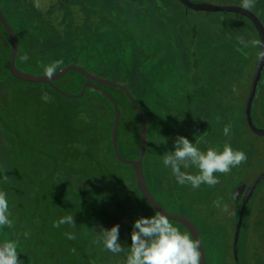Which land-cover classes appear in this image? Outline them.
I'll return each instance as SVG.
<instances>
[{
  "label": "trees",
  "instance_id": "16d2710c",
  "mask_svg": "<svg viewBox=\"0 0 264 264\" xmlns=\"http://www.w3.org/2000/svg\"><path fill=\"white\" fill-rule=\"evenodd\" d=\"M233 4L238 5L236 2ZM0 8L17 37L19 50L16 66L21 72L45 76L43 66L57 62L59 66L55 73L70 65L80 66L89 74L111 77L121 70L123 76L119 82L130 90L143 114L139 100L144 105L148 104L144 91L149 86L154 92L159 91L165 99L173 97L185 102L187 111L179 112L185 122L184 128L187 122L205 120L198 111L204 113L206 106H210L213 115L210 128H215L210 136L216 140L221 139L223 124L220 121L225 116L218 109L222 100L220 93L224 86L227 89L230 87L227 78L221 81L216 92L205 85L208 63H204L207 59L203 57L210 47L220 50L221 64H216L215 68L212 65L209 67V70L220 73L223 67L229 66L226 64L228 53H234L235 58H230L229 63L237 60V64L234 70L229 66L233 70L230 74L234 71L238 77L247 74L243 78L247 82L251 77L255 52L252 53L250 46L241 45L243 38L237 33L256 34L254 40H257L258 30H264V23L263 26L260 20L257 23L254 15L248 11H259L257 2L248 10L236 8L248 19L231 13L229 22L223 17L218 20L219 28L208 23L205 34L211 41L207 43V39L203 41L200 37L202 23L197 20L193 24H184V8L177 0H0ZM259 12L264 16V9ZM236 17L238 19L235 21ZM0 29L9 44L6 70L0 74V190L8 195L12 222L11 227L0 230V241L3 242L5 237L18 240L19 259L23 264H123L124 254L114 255L99 242L97 234L100 227L109 229L119 224V240L127 250L131 243L132 222L153 213L139 191L133 167L122 164L114 153L111 137L113 105L97 91L87 89L84 97L77 99L80 104L76 111L79 121L70 130L66 129L63 136L56 137L52 142L41 143L37 149L29 146L20 127L17 125V128H13L9 118L13 109L10 94L16 93L11 82L25 83L14 79L9 73L10 41L1 24ZM210 30L217 31V34L213 33L215 39L210 38ZM183 33L186 41L182 46L176 40ZM224 35L228 38L229 47H225ZM194 36L196 40H193ZM77 52L79 57L74 56ZM115 54L119 55L121 67L117 66V62L113 65L112 57ZM80 60L82 64H79ZM168 66L172 70L175 68L176 78H182L183 83H188L187 87L179 79L170 80L169 76L165 85H157L161 80L159 76H164ZM68 77L76 91L67 94L79 95L86 83L79 73H70L54 84L65 92L60 85ZM240 81L238 83L242 86ZM46 88L53 96L75 100L64 97L49 86ZM101 89L106 91L107 88ZM113 91H118L127 101L138 123L135 130L126 127L119 101L114 93L112 95L107 91L121 111L119 152L127 160H137L140 154L139 118L125 94L117 89ZM215 93L217 96H213ZM153 110L154 120L150 121L144 114L148 121V142L143 170L148 188L167 213L192 222L202 239L208 224L215 227L218 221L210 216L209 221L203 218V228L200 229L195 221L204 215L197 213L191 216L181 204L176 206L174 190L177 182L172 174L167 173H171V170L163 168L161 162L164 151L173 149L165 144V132H161L156 141L150 143L149 140L150 127L161 120ZM243 114L241 111L240 120L245 119ZM224 120L228 122H224V126L232 125L231 135L237 133L238 115L232 114L231 118ZM193 129L194 132L188 136L184 134V137L195 140L196 128ZM170 137L174 139V133ZM160 146H163V152L157 150ZM205 186L202 184L200 189H193L186 184L177 188L176 193L201 200L209 192L204 190ZM197 192H201L200 197ZM194 203L196 201L190 204ZM69 215L74 217V224L53 227L54 222ZM172 223L182 232H188L180 224ZM66 233H72L74 239L69 240Z\"/></svg>",
  "mask_w": 264,
  "mask_h": 264
},
{
  "label": "rangeland",
  "instance_id": "374dc122",
  "mask_svg": "<svg viewBox=\"0 0 264 264\" xmlns=\"http://www.w3.org/2000/svg\"><path fill=\"white\" fill-rule=\"evenodd\" d=\"M187 1L188 2H205V3H198V4H206V5H210V6L217 7V8L236 7V8L243 9L242 7H240V3H242V0H196V1L187 0ZM178 2L180 5L183 6L184 9L182 11L184 12V14L191 16V18L189 20L186 19L185 22L187 21L188 24H191V19H193L194 21L198 20L199 23H202L200 34H204V32H206L208 23L212 24L214 28H219L220 26H219L218 20H220V18L222 17H223V20L225 19V21L229 22V20L232 19L229 17L231 13L236 14V15H241L248 19V17L244 14L230 12V11L211 12V11L192 10L190 8L188 9L187 7H185L179 0ZM235 2L239 6L233 4ZM256 2H257V7L260 8L259 11L262 12L264 9V0H254L253 6H255ZM253 6L251 8H253ZM248 11L252 14V16L254 15L256 19L255 21L258 23V21L260 20L259 22L263 26L262 23H264V16L261 15V13L256 9H251V11L250 10ZM237 19L238 18L236 17L235 21ZM204 23H206V25ZM231 25H235V24L231 23ZM1 33L2 31L0 29V34ZM213 33L217 34V31L214 30L213 32V30H210L211 39L216 38L215 36H213ZM237 34H239L243 38L241 45L243 46L247 45V47L250 46L252 53L255 52L256 58L254 60V63H253L254 65L251 70V74H250L251 77L250 79L247 80V82L243 80V78L247 74H244L243 76H240V77H238V74L235 71L230 74V71H233L237 64V60L234 63H229L230 58L231 59L235 58L234 53L229 52L227 56V60H226L227 61L226 64L231 66L233 70L231 68L229 69V66H226L222 68V72L220 73L214 70L213 71L209 70L210 65H212L213 68H215L216 64L218 63L221 64L222 53L220 50H217V48L210 47L208 49V52L204 55L203 58L207 59L205 60L204 63L206 62L208 63V66L206 68L207 81H205L206 82L205 85L208 88H210L212 91L216 92L218 90L217 88H219L220 85L222 84L221 81L227 78L230 88L229 89L225 88V90L227 91V94L224 99L226 102L229 101L231 103V106L235 105L241 108V104L245 103V99L249 96L251 92V86H252V89L254 87L255 73L262 59L261 52L264 51V34H261V29L260 31L258 30L257 40H254V37L256 34L254 35L246 34L245 35V34H242L241 32ZM224 39H225L224 41L225 47H229L228 45L229 41H228V38L225 37V35H224ZM219 40H221V37H219ZM0 41L2 42V44L0 43V74H2L6 70L7 56H9V44L7 43V40L5 39L3 34L2 36H0ZM210 41L211 40L208 38L206 40V43ZM254 41H260L261 46L260 47L253 46L252 42ZM10 53H11V50H10ZM74 56L79 57L80 54L77 52L75 53ZM81 56H83V54H81ZM79 64H82V60H80ZM172 69L173 68L171 66H168V69L165 72L164 76H161V75H160L161 77L159 76L161 80L158 81V84H157L158 86L159 84L165 85L169 81V80L166 81V78L168 76L171 78L170 80H172V78H175L176 80L179 79L182 85H184L185 82L183 83L181 81L182 78H176L177 71H175V68L174 70ZM151 76L155 77L154 75H151ZM259 78H260V81L256 88L257 94L254 100L252 101L251 108L249 111L250 117H252L253 120L251 121L252 123L248 122L249 124H247L246 122L245 124L246 130L242 134L241 138L243 140L246 138V132L248 131V128L251 131L254 130L257 134H259L262 137V138H259V137H255V138L261 142L259 144L262 145V148L264 149V133H262V130H264V118L260 117V119L258 118V120L255 119L258 117V115H257L256 107L254 106L258 103H262L263 108H264V97L261 99V101L258 98L262 94H264V65L261 68ZM239 80H241L240 82L243 83L242 86L239 85L238 83ZM69 81L70 79L68 77V79H66L60 86L66 93H74L76 91V87H74ZM153 81L154 80H152V82ZM187 86H188V83L186 84V87ZM11 87L16 91V93L10 94V97H11L10 104L12 105L13 109L9 113V118L13 122L12 127L17 128V125L20 127V130L23 136L28 139L30 143L29 146H31L32 148L37 149V147L41 143L50 142V141L52 142L53 140H56V137L63 136L66 133V129L70 130L73 127V125L79 121L78 112L76 113V111L78 110V107L80 104L79 102H77L78 101L77 99L68 100V99H64L59 96L58 97L53 96V94H51V92H49L48 89L46 88V85H43V84H21L17 81L16 82L12 81ZM190 90H192V88ZM44 95L48 97L47 101L42 99ZM191 95H192V92L190 94V97ZM213 96H217V94L215 93V95ZM114 97L115 99L119 101L120 107L122 109V114L125 116V119H126V127H129L131 129L133 128V130H135L136 127L138 126L137 119L135 115L133 114V111L131 110L127 101L124 100L123 97H121L120 93H117V92L114 93ZM78 99H81V98H78ZM163 101L164 100H162V102ZM139 103L141 106H143L142 109L144 111L145 116L150 119V113L148 111V108L140 100H139ZM247 103H248V99L246 101V106H247ZM104 108H107V106L106 107L104 106ZM108 109H109L108 111H110L109 106H108ZM198 113L203 114L205 118L207 117L205 112L202 113L199 110ZM159 116L161 117V120L159 121L158 124L157 123L153 124L151 122V124L153 125L150 127V135H149V140L151 139L150 143H152V141H156L158 135L161 132H165V135H167L168 131H172L175 135V139L177 136H184V134L185 136H188L189 133L194 132L193 128H196L198 125L197 121H193L192 123L187 122L186 128H184V123L178 120L177 121L173 120L172 122H170L168 119V117H170L169 115L164 116V114H161L160 112ZM256 121H258V123H256ZM208 127L209 126H206L207 128L206 130H208ZM214 129L215 128H211L212 132H214ZM201 132L202 134L208 133L204 131H201ZM175 139L171 138V140L169 139V142L166 139L167 143L165 144L167 146H171L173 149ZM247 141H248V148L250 149L249 151H251L252 154L254 153L253 151L255 152L259 151L260 148L254 145V138L249 136V134H247ZM235 142L237 144V147H235L233 144H232V147L237 150H242L240 146V142L239 141H235ZM202 143H205L204 149L209 148V147H222V146H219V144H216V142L211 140L210 138L206 141H202ZM208 145H211V146H208ZM157 150L160 152H163V146H160L159 149ZM34 151H37V150H34ZM251 152L248 154V157L246 156V158L250 157ZM162 167H163V164H162ZM149 170H151L150 165H149ZM248 170H249V167L247 165H239L233 168L230 172L226 174H216L219 177V182L215 186L206 185L204 190L207 189L209 190V192H207V194L206 192L203 193L206 195L201 200L200 199L196 200L194 198L189 199L186 195H183L182 193L177 194L176 193L177 188L178 189L180 187L182 188L183 185L181 186L178 183L176 184L177 188H175L174 190V193L176 194V197L174 198V201L176 202V206L178 207L181 204L182 207L187 211L188 215H191V216H193V214L197 215V213L200 215H204V217L202 216L199 220L195 221V223L198 225L200 229L203 228L201 224V221L203 218H208V221H209L210 217H213V219L215 217L216 219L214 220L219 222L217 226L215 227L208 224V229L210 227H212V229L211 231H208L207 229L205 232V236L204 235L202 236L203 247H204V251L206 255L207 264H261V262L257 261V259L255 258V253H254V249L256 248L257 245H259V243L255 241V239L251 240L249 244L246 241L244 243L245 239L243 240L242 238L245 235V230H248L250 228V225L248 226L245 224V220H244V225H242L243 235L241 237V234H240L237 248L235 246V235L237 232L238 217H239V213H240V209H241L244 196H241V199L237 202L238 204L236 208H234V206L232 207L233 213L228 214V215H233V220H232L233 224L231 223L229 218L223 217L225 214L222 213L224 211L229 210L228 205L230 203L229 202L230 192L237 184H240L243 182L246 173L249 172ZM188 171L193 174H196L195 169L190 168L188 169ZM253 171L256 175H260L261 173H263L264 162L261 163L256 168L254 166ZM167 173L171 175L169 171H167ZM251 173L252 171L250 172V174ZM263 175L264 173L261 174L260 177ZM258 178L259 176L254 179H251L248 182L247 189ZM259 187H257L258 190H259ZM196 189H200V187ZM197 193H198V197H200L201 192H197ZM208 195H210L209 200H208ZM192 201H196V203L190 204ZM217 202H219V206ZM250 204L251 202L249 203L248 207H250ZM225 206H227V210H225ZM213 209H215L214 211L215 215L211 216L213 214L212 213ZM194 210H196V212ZM234 210L236 211L235 215H234ZM246 210L247 212L245 211V215L248 216V209ZM261 211L264 212V206H262ZM250 218L251 217H249V220ZM262 229H263L262 235H264V228ZM241 233H242V230H241ZM231 248H234L235 255H236V257H234V261H233V255H232ZM242 249H243V252H242ZM248 249L249 251L252 249V251H250L249 254H248ZM262 256L264 257V255Z\"/></svg>",
  "mask_w": 264,
  "mask_h": 264
},
{
  "label": "clouds",
  "instance_id": "9594fccd",
  "mask_svg": "<svg viewBox=\"0 0 264 264\" xmlns=\"http://www.w3.org/2000/svg\"><path fill=\"white\" fill-rule=\"evenodd\" d=\"M253 3L254 0H242L241 7L250 9ZM252 43L253 46H261L260 41ZM261 56L264 58V51ZM58 66V62L43 66V74L51 79ZM42 99L47 101L48 97L44 95ZM223 134L231 135V127L225 126ZM199 143V139L192 142L184 136H177L174 150L165 152L161 157L163 167L171 170L172 176L180 185H191L193 189L202 184L215 186L219 182L216 174H226L246 160V154L234 149L231 144L224 143L222 147H209L201 151ZM190 168L195 169L196 174L189 172ZM145 204L147 207L152 205L150 209L153 214L140 216L132 222L131 243L127 250L119 240V224L109 229L100 227L97 236L103 248L114 255L124 254L123 264H200L199 242L188 232H182L174 226L171 217L160 208L154 207L152 202L147 200ZM217 204L219 206V202ZM10 217L8 195L0 190V230L11 227ZM74 223V217L69 215L54 222L53 227L59 228L61 225ZM65 235L69 240L74 239L72 233ZM18 247V240L5 237L3 242H0V264H23L19 259Z\"/></svg>",
  "mask_w": 264,
  "mask_h": 264
},
{
  "label": "water",
  "instance_id": "95a60500",
  "mask_svg": "<svg viewBox=\"0 0 264 264\" xmlns=\"http://www.w3.org/2000/svg\"><path fill=\"white\" fill-rule=\"evenodd\" d=\"M179 1L185 7H187L188 9L190 8L192 10L211 11V12L230 11V12L244 14L240 10L236 9V7L217 8V7H213V6L206 5V4H195L192 2H188L187 0H179ZM0 24L5 29V31L8 35L9 41H10L11 53H10V58H9V73L11 74V76L14 79L19 80L23 83H27V84H43V85L49 86L52 89H54L56 92H58L59 94L63 95L64 97L70 98V99L82 98V97H84L87 89H91V90L97 91L98 93H100L101 95L106 97L111 102V104L114 107V123H113V129H112L111 137H112V142H113V150H114V153H115L117 159L122 164L130 165L133 167V169L135 171V177H136V181H137L139 191L143 195L145 201L147 202V200H149L150 202L153 203L154 207L160 208L166 215L171 217L170 218L171 222H174V223H177V224H180L181 226H183L189 232V234L192 236V238L199 242V249L198 250L200 252V264H207L202 239L200 237L198 230L193 225V223L184 217L174 216V215L167 213L158 204V202L154 199V197L152 196V194L148 188V185H147V182L145 179V175H144V170H143V161H144V158H145L146 153H147L148 126H147V122H146L145 116H144L141 108L139 107V105H138L137 101L135 100V98L133 97V95L130 93L129 89H127L124 86L116 84L115 80L113 82H108V81L98 79V78L92 76L91 74H89L82 67H79L76 65H70L67 68L55 73L51 79H48L46 76H34V75H30V74H26L24 72H21L16 66V60H17L18 50H19L17 37H16L15 32L13 31L12 27L7 22L1 8H0ZM261 34H264L263 29H261ZM263 65H264V58L261 59L260 64L257 68V71L255 73L254 87L252 89V86H251V92H250L249 98H248L246 113H247L248 122H250V123H252L251 122L252 120H251L249 111L251 108L252 101H253L255 94H256V88H257L258 83L260 81L259 76H260V71H261V68ZM71 72L79 73L86 79V83L83 85L82 91L79 95L67 94V93L63 92L62 90H60L54 84L56 81L63 79L65 76H67ZM94 83L109 86V87H118L125 94V96L129 100V102L131 103L132 107L136 111L137 116H138L139 121H140V127H141L140 154H139V158L137 160H127L126 158H124L120 154L119 147H118V131H119V125H120V120H121L120 108L110 93L102 90L100 87H98ZM262 133H264V131H262ZM263 179H264V175L259 177L258 179H256L248 187V189L245 193V196L243 198L239 217H238L237 232L235 235V246H236V248L238 246V242H239V238H240V234H241V230H242V225L244 222L246 208H247L248 204L252 201L253 196L255 194V191H256L257 187L259 186V184L263 181ZM149 206L152 207L151 204H149Z\"/></svg>",
  "mask_w": 264,
  "mask_h": 264
},
{
  "label": "crops",
  "instance_id": "0c3cea01",
  "mask_svg": "<svg viewBox=\"0 0 264 264\" xmlns=\"http://www.w3.org/2000/svg\"><path fill=\"white\" fill-rule=\"evenodd\" d=\"M200 3H205V2H200ZM184 16L186 17L187 20H189L191 18L190 15L185 14ZM193 22H194V20L191 19V24H193ZM185 25H188V23L186 22ZM179 36H181V38H177L176 42L178 44H182V46H183V43L186 41L185 33H183V35L179 34ZM200 37L203 41H205L207 39L205 32H204V34H201ZM147 44L151 45V43H147ZM145 89H147V90L144 91V94L146 95L145 97L148 99V102H147L148 104H145V106L148 108V111L151 114L150 119L148 118L150 121L152 119L153 120L155 119L153 117L154 114L152 113V110L154 109L156 111V113H158V114L161 112V114H164V116L169 115L170 117H168V119L170 122H172L173 120H176V121L178 120V121L184 123V125H185L183 117L181 115H179L180 111H185V110L187 111V109H188V106L185 104V102L183 100L179 101L176 98L174 99L173 97L165 99L164 96L161 97L159 91L154 92L151 89H148V88H145ZM226 94H227V91L225 90V86H224V88L222 89V91L220 93L222 100L219 102V107H218V109L225 115L224 118H222V120L220 121V123L223 124L221 127L223 129L225 127L224 126L225 123L228 124V122H226V120H224L225 118H228V117L231 118L232 114H234L235 116L238 115V121L239 122H238L237 133H235L234 135H229V136H224V134L222 133L220 140H216L213 137H211L210 136V134H211V128L210 127L212 126L211 121L213 118L212 108L210 106H206L205 114L207 117L205 118V120H201V119L198 120V125L195 129L196 130L195 140H197V139L200 140L199 147H200L201 151H204L207 149V148L204 149L206 142L202 143V141H206L209 138L211 140L215 141L216 144H219V146H223L224 143H228L231 145L233 144L235 147H237V144L235 141H239L241 149H242L241 151H243L246 154V156L248 157V154L251 152V151H249L250 149L248 148V141H247V134H249V136L254 138V145L256 147L260 148L259 151H256V152L253 151L254 152L253 154L251 152L250 157L246 158L245 162L240 164V165H247L249 167V170H248L249 172L246 173L243 182L240 184H237L231 190L230 198H229L230 203L228 205L229 210L222 212L223 214H225L223 217L229 218L231 223L233 224V221H232L233 215H228L229 213H233L232 207L234 206V208H236L237 204H238L237 202L241 199V196H245L246 189L248 186V182L251 179H254L258 176L260 177V175L264 173V171H263V173H261L260 175H256L253 171L254 166L256 168L257 166H259L261 163L264 162V149L262 148V145L259 144L261 142L255 138V137H259V138H262V137L259 134H257L254 130L251 131L248 128V131L246 132V138L244 140L241 138L242 134L246 130V128H245L246 122H247V124H249L248 118H247V113H246V111H247L246 101L249 98V96L245 99V103L241 104V108H240V107H237L235 105L231 106V103L229 101L226 102L224 99ZM256 94H257V92H256ZM256 94H255V97H256ZM263 97H264V94H262L258 98L261 101V99ZM162 100H164V101L162 102ZM254 106L256 107V111H257V115H258V117L255 119L258 120V118L260 119V117L264 118L263 104L258 103ZM209 108H211V109H209ZM241 111L244 113L243 116L245 118L242 120H240L241 119L240 118L241 117V115H240ZM251 120H253L252 117H251ZM146 122H147V126H148V121H146ZM154 123H156V121ZM256 123H258V121H256ZM206 126H209L208 130H206L207 129ZM230 126L232 127V125H230ZM201 131L208 132V133L202 134ZM262 131H264V130H262ZM167 134H169V136L166 137L167 135H165V138H164L165 140L170 139L169 138L170 134L173 135V132L168 131ZM200 135H202V137H199ZM195 140L193 139L190 141L194 142ZM208 146H211V145H208ZM251 171H252V173L250 174ZM261 183H262V185H261ZM261 183L259 185L260 187L258 186L259 190L257 188V190L254 194V197H253V200L251 201L250 207H247L248 216L245 215V224L248 226L250 225V228L248 230H245V235L243 237H242V235H243V230H242L241 237L243 238V240L245 239L244 243L246 241L249 244V242L253 239H255V241H257L259 243V245H257L256 248L254 249L255 258L257 259V261L261 262V264H264V257L262 256V255H264V235H262V232H263L262 228H264V212L261 211L262 206H264V180ZM214 211H215V209L212 210L213 214L211 216L215 215ZM246 212H247V210H246ZM235 213H236V211L234 210V215H235ZM249 217H251L250 220H249ZM214 219H216V218L214 217ZM213 224H214V222H213ZM231 250H232L233 261H234V257H236L234 248H231ZM250 251H252V249ZM250 251L248 249V254L250 253ZM242 252H243V249H242Z\"/></svg>",
  "mask_w": 264,
  "mask_h": 264
},
{
  "label": "flooded vegetation",
  "instance_id": "af4514ba",
  "mask_svg": "<svg viewBox=\"0 0 264 264\" xmlns=\"http://www.w3.org/2000/svg\"><path fill=\"white\" fill-rule=\"evenodd\" d=\"M178 1V0H177ZM186 23V22H185ZM184 23V24H185ZM0 36H2L1 34H0ZM193 40H196V36H194L193 37ZM146 45H149V44H146ZM148 53H150V49L148 50ZM113 59V65L115 66V62H117V66H119V67H121L120 65V63H118L119 62V55L118 54H115L113 57H112ZM121 63H122V60H121ZM116 68V67H115ZM92 76H94V77H96V78H98V79H101V80H104V81H108V82H113L114 80H115V82H116V84H118V85H121V86H123L119 81H120V78H122V76H123V72L121 71V70H118V72L116 71V74H115V76L114 77H111V76H105V75H102V74H98V75H96V74H91ZM25 84H27V83H25ZM94 84H96V83H94ZM98 87H104V88H107V89H105L106 90V92L108 91V92H110L112 95H113V93H115V92H117L118 93V91H113V89H117V90H120L118 87H109V86H105V85H101V84H96ZM125 87V86H124ZM127 88V87H126ZM145 88H147V87H145ZM150 88V86L148 87V89ZM155 89V88H154ZM103 90V89H102ZM147 90V89H146ZM151 90H153V89H151ZM156 90V89H155ZM121 91V90H120ZM130 91V90H129ZM133 92L135 93V91L133 90ZM131 93V92H130ZM132 94V93H131ZM194 225V224H193Z\"/></svg>",
  "mask_w": 264,
  "mask_h": 264
}]
</instances>
